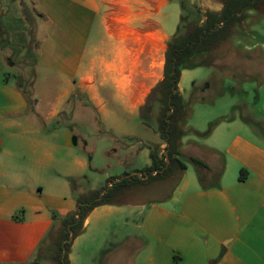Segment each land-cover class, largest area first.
Here are the masks:
<instances>
[{
    "label": "crops",
    "instance_id": "1",
    "mask_svg": "<svg viewBox=\"0 0 264 264\" xmlns=\"http://www.w3.org/2000/svg\"><path fill=\"white\" fill-rule=\"evenodd\" d=\"M223 1L14 2L21 39L13 44L30 40L33 29L38 82L25 98L5 73L0 77V264H55L42 246L75 212L76 199L94 192L86 183L100 177L96 164L114 170L103 180L114 176L117 182L149 167L152 147L163 154L156 117L151 123V112L143 123L140 108L162 80L166 43L179 28L200 25L205 11L219 13ZM255 14L247 11L246 18ZM8 15L7 0H1L0 20ZM237 29L228 41L245 53L256 49L244 46L246 36ZM13 44L0 39V53ZM203 68L181 71L178 91L195 122L184 126L179 152L180 159L206 164L208 174L219 176L217 185L203 190L186 167L175 187L158 188L172 179L136 187L119 203L94 208L71 241L68 264H264V138L255 127L264 130V79L257 87V117L248 119L237 114L240 107L252 110L241 99L216 109L197 104H203L198 87L183 81ZM67 104L70 112L83 106L85 113L63 114ZM217 120L204 139L188 132L204 133ZM94 134L107 141L97 148L102 158L96 164L89 142ZM241 170L247 178L238 182ZM147 192L155 196L135 198Z\"/></svg>",
    "mask_w": 264,
    "mask_h": 264
},
{
    "label": "trees",
    "instance_id": "2",
    "mask_svg": "<svg viewBox=\"0 0 264 264\" xmlns=\"http://www.w3.org/2000/svg\"><path fill=\"white\" fill-rule=\"evenodd\" d=\"M247 11H254L264 18V0H224L219 13L205 11L204 21L200 25L186 28L183 33L177 32L166 43L162 80L147 96L139 113L143 123L146 124L154 104L152 97L157 94L156 102L159 110L155 131L165 145L163 154L159 156V148L152 147L149 167L132 176L122 175L117 182L112 180L113 185L109 190L88 192L76 199L75 212L60 220V229L52 256L55 264H68L71 241L82 233L85 218L94 208L119 203L132 188L144 187L168 179L175 180L174 187L178 185L186 170L185 163L180 159L179 148L181 139L185 136L183 128L189 117V111L185 108L178 91L181 71L205 67L197 63L196 59L212 53L227 42L234 30L243 26ZM194 101L192 99L189 104ZM218 123L219 120L210 124L204 133L193 130L188 132L197 139H204ZM187 162L197 168V179L201 188L209 189L205 176L209 168L206 164L195 158H189ZM138 173L141 174L140 177ZM218 177L217 175V179ZM246 178L247 173L241 170L238 182H243ZM52 217L55 219L56 215L53 213Z\"/></svg>",
    "mask_w": 264,
    "mask_h": 264
},
{
    "label": "rangeland",
    "instance_id": "3",
    "mask_svg": "<svg viewBox=\"0 0 264 264\" xmlns=\"http://www.w3.org/2000/svg\"><path fill=\"white\" fill-rule=\"evenodd\" d=\"M9 1L10 0H7L9 15L5 17L3 22L2 20H0V33L2 34L0 38L1 44H5L7 41L10 42V44H13L14 42H16V40L21 39L19 30L20 24L15 19L16 7L15 5H13L17 0H11L12 2ZM198 15L199 12L196 14L194 12V20L195 18H198ZM185 17H188L187 14H185ZM246 19H249L247 24L245 25L244 23L241 28L237 29L236 33L245 34L244 37L246 36L247 41L243 42L244 46H256V49H253L249 53H245L242 51V45L236 47L233 45L234 43L232 41L225 42L219 49L204 57L196 59L197 63L202 64L206 68L200 69L197 76L193 80H191V82L186 83V81H183V84L186 85V87H190L193 82L196 84V86L198 87L195 89L196 94H200L199 96H202L203 98V104H201V102L197 103L201 108L216 109L224 105L226 102H232L237 99H241V101L247 102L252 110L249 108L248 110H246V108L240 107L237 110V114L243 115L248 119H255V117H257L255 111L258 102L257 97L258 94H261L259 93V91H257V87L258 83L264 79V61L261 57V51L264 53V18L256 13L254 17H247ZM188 21L190 22V20ZM186 24L187 22L185 23V25ZM191 27L193 26H190V28ZM3 28H8L11 31V35L9 37L3 34ZM185 30L186 26L185 28L181 27L179 33H183ZM28 31L30 40L27 39V41L22 42L23 44L21 42H19V44H13L14 49L8 48V50H5V52L0 53V77H2L3 73H5L8 79L12 83H14L17 88L21 89L26 94L25 98L32 96L31 94L34 91L36 83L38 82V73L33 65V63L35 62V60H33V53L36 48V43L34 40L33 29L30 28L28 29ZM233 39H235V37L231 36L230 40ZM160 52L161 51L159 50L154 54V66L155 63L160 62ZM8 58L12 61V65L8 64ZM55 93L56 92L52 90L51 97H53ZM196 94L194 95L195 97ZM186 95L187 93L185 92V101L188 100ZM152 100L154 102V105H152V118L150 122L154 123L153 120L155 117H157V112L159 110L158 103L156 102L158 100L157 94L152 97ZM66 107L67 108H65V111L62 112L63 114L70 115L73 113L74 115H78L85 113L81 112V110L84 109L83 106L82 108L77 106L75 108V112H70L73 110L70 108L69 104H67ZM191 107L192 106H189V109H191ZM193 122H195V120L193 121V118H191L190 116L186 119L185 125L187 124L190 126L193 124ZM255 127L258 130V134L264 138V130L261 128V126L255 124ZM98 137L94 134L89 140V142L92 144L94 164H96L97 157L102 158V154L99 155L97 149L98 147H101L100 142H107L106 138ZM94 149H96V151ZM188 152L197 153L196 150L193 149ZM181 160L183 161V163H185L186 167L191 168L190 170L193 174V177H196L197 168L188 163L185 157H182ZM96 167L98 169V174L100 177H98V180L96 182L92 181L90 184H88L87 182L86 188L92 187V189H94V191L96 192L111 189L112 187L108 188L107 185L115 179L114 176L107 180H103V176L106 172L114 173V170L112 168L108 169L100 162L96 164ZM140 169L141 168H139V171ZM205 176L208 186L217 185L218 180L216 173L208 174L207 172H205ZM111 184L113 185V183ZM171 184H175L174 179H172L171 182L160 186L161 188H158L160 190L166 191L167 188H170V186H172ZM158 192L160 193V191ZM154 196L155 194L147 192L141 195H137L135 196V198L137 197V199L139 200H145ZM133 198L134 197L131 196V199ZM123 199H125V196L122 198V200ZM57 229L58 225L55 227L52 237L45 241L44 246H42L43 250H47L48 252L47 260L49 262L52 261V256L54 254L55 246L53 242L56 240L57 235L55 234L57 233ZM49 262L46 261V263Z\"/></svg>",
    "mask_w": 264,
    "mask_h": 264
},
{
    "label": "built area",
    "instance_id": "4",
    "mask_svg": "<svg viewBox=\"0 0 264 264\" xmlns=\"http://www.w3.org/2000/svg\"><path fill=\"white\" fill-rule=\"evenodd\" d=\"M107 187H108V188H111V187H112V184H111V183H109V184L107 185Z\"/></svg>",
    "mask_w": 264,
    "mask_h": 264
},
{
    "label": "water",
    "instance_id": "5",
    "mask_svg": "<svg viewBox=\"0 0 264 264\" xmlns=\"http://www.w3.org/2000/svg\"><path fill=\"white\" fill-rule=\"evenodd\" d=\"M70 240H71V238H70Z\"/></svg>",
    "mask_w": 264,
    "mask_h": 264
}]
</instances>
